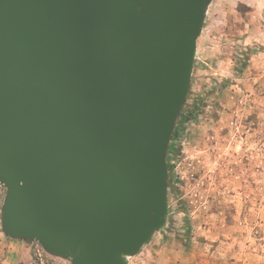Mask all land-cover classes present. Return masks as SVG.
Here are the masks:
<instances>
[{"label":"water","instance_id":"95a60500","mask_svg":"<svg viewBox=\"0 0 264 264\" xmlns=\"http://www.w3.org/2000/svg\"><path fill=\"white\" fill-rule=\"evenodd\" d=\"M208 2L0 0L6 236L71 264H127L164 225Z\"/></svg>","mask_w":264,"mask_h":264},{"label":"rangeland","instance_id":"374dc122","mask_svg":"<svg viewBox=\"0 0 264 264\" xmlns=\"http://www.w3.org/2000/svg\"><path fill=\"white\" fill-rule=\"evenodd\" d=\"M175 127L165 223L127 264H264V0H209Z\"/></svg>","mask_w":264,"mask_h":264},{"label":"crops","instance_id":"0c3cea01","mask_svg":"<svg viewBox=\"0 0 264 264\" xmlns=\"http://www.w3.org/2000/svg\"><path fill=\"white\" fill-rule=\"evenodd\" d=\"M33 261L32 253L25 245L0 237V264H32Z\"/></svg>","mask_w":264,"mask_h":264},{"label":"built area","instance_id":"2783aa9c","mask_svg":"<svg viewBox=\"0 0 264 264\" xmlns=\"http://www.w3.org/2000/svg\"><path fill=\"white\" fill-rule=\"evenodd\" d=\"M0 194H3V196L5 195V188L1 183H0ZM35 243L37 246L33 250V256H34V259L40 260L42 257L43 248L38 242H35Z\"/></svg>","mask_w":264,"mask_h":264},{"label":"trees","instance_id":"16d2710c","mask_svg":"<svg viewBox=\"0 0 264 264\" xmlns=\"http://www.w3.org/2000/svg\"><path fill=\"white\" fill-rule=\"evenodd\" d=\"M177 131V127H175L173 129V133H175ZM172 182H173V177H170L169 181H168V186H171L172 185Z\"/></svg>","mask_w":264,"mask_h":264}]
</instances>
